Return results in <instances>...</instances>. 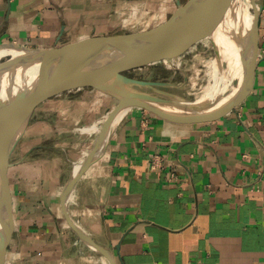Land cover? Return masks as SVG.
Wrapping results in <instances>:
<instances>
[{
	"label": "crops",
	"instance_id": "0c3cea01",
	"mask_svg": "<svg viewBox=\"0 0 264 264\" xmlns=\"http://www.w3.org/2000/svg\"><path fill=\"white\" fill-rule=\"evenodd\" d=\"M185 2L186 0H181ZM250 95L204 123L125 111L66 198L114 264H264V0ZM176 0H0V45L52 47L153 27ZM117 100L92 87L38 105L10 157L6 264H111L62 192ZM114 132V133H112Z\"/></svg>",
	"mask_w": 264,
	"mask_h": 264
},
{
	"label": "water",
	"instance_id": "95a60500",
	"mask_svg": "<svg viewBox=\"0 0 264 264\" xmlns=\"http://www.w3.org/2000/svg\"><path fill=\"white\" fill-rule=\"evenodd\" d=\"M176 10L163 22L142 30L114 35H96L47 48L11 44L35 52L45 62L34 81L24 89L16 90L10 98L0 101V264H6L8 248L15 230L13 197L8 179L10 157L20 141L34 110L46 99L78 87H92L117 100L115 107L102 123L97 140L83 166L73 174L62 192L64 213L78 236L114 260L108 251L98 245L71 220L66 210V198L75 182L97 158L95 150L122 109L140 108L170 122L195 124L218 120L240 106L253 89L256 68L260 58L259 22L263 6L250 0L253 9L251 25V52L245 63V78L239 91L217 107L207 102L184 101L182 112H172L163 106H174L173 94L161 88H172L174 83L132 76L129 72L142 68L167 56L184 52L197 40L199 31L221 17L229 0H176ZM71 52L69 56L67 53ZM216 55L217 51L215 49ZM16 58L15 62L18 61ZM59 60L52 69L49 63ZM1 61V60H0ZM12 61V56L0 62V69ZM176 106V105H175ZM208 107V108H207ZM192 108V109H191ZM21 130L19 131V129ZM19 131V132H18ZM107 142V141H106ZM102 148L99 155L103 152Z\"/></svg>",
	"mask_w": 264,
	"mask_h": 264
},
{
	"label": "bare ground",
	"instance_id": "6f19581e",
	"mask_svg": "<svg viewBox=\"0 0 264 264\" xmlns=\"http://www.w3.org/2000/svg\"><path fill=\"white\" fill-rule=\"evenodd\" d=\"M252 20L253 13L239 7L236 0H229L224 14L199 31L200 36L211 42L217 51V55L213 59H211L212 57L209 58L211 59L207 63L209 82L203 90V96L197 100L198 102L204 99H212L215 102L208 107H217L233 97L241 88L245 78L246 59L251 52L250 30ZM5 55L12 56V61L7 63L5 68L0 69V101L10 98L16 90L28 87L38 75L39 70L45 66L44 60L37 57L35 52L25 48H17L11 44L0 45V60ZM67 55L71 56L72 53L69 52ZM16 58L20 59L15 62ZM58 63L59 60H55L49 63L47 68L50 70ZM163 107L172 112H182L185 109L169 105ZM126 110L125 108L122 109L112 121L103 142L95 150V156L99 155L111 134L112 128ZM89 155L85 156L81 162H77L74 167L75 172L83 166ZM1 232L2 225L0 222Z\"/></svg>",
	"mask_w": 264,
	"mask_h": 264
},
{
	"label": "rangeland",
	"instance_id": "374dc122",
	"mask_svg": "<svg viewBox=\"0 0 264 264\" xmlns=\"http://www.w3.org/2000/svg\"><path fill=\"white\" fill-rule=\"evenodd\" d=\"M236 1L243 10L253 13L250 0ZM215 56V48L211 42L203 38L194 42L184 52L167 56L161 61L132 70L129 73L139 78L174 83L175 86L172 88L162 87L161 89L173 94L168 98L175 101L174 106L176 105L179 109L188 106L186 109L190 110V105H183L181 101H195L203 96V90L209 82L207 63ZM9 57V55H5L2 57L1 61ZM202 102L213 105L215 101L212 99H204L200 101V103Z\"/></svg>",
	"mask_w": 264,
	"mask_h": 264
}]
</instances>
